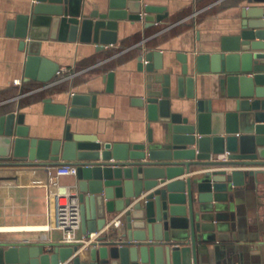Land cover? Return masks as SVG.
<instances>
[{
	"label": "water",
	"instance_id": "water-1",
	"mask_svg": "<svg viewBox=\"0 0 264 264\" xmlns=\"http://www.w3.org/2000/svg\"><path fill=\"white\" fill-rule=\"evenodd\" d=\"M149 0H1L4 35L24 54L23 80L52 83L69 42L117 44L119 22L167 15ZM242 24L219 51L173 55L145 47L102 65L104 93L126 95L147 120L143 138L114 140L95 93L41 99L62 118L33 136L22 115L0 111V163L76 165L80 230L121 224L82 245L6 244L0 264H264V0H244ZM194 47V46H193ZM177 62L179 65H177ZM209 77L207 97L195 84Z\"/></svg>",
	"mask_w": 264,
	"mask_h": 264
},
{
	"label": "crops",
	"instance_id": "crops-1",
	"mask_svg": "<svg viewBox=\"0 0 264 264\" xmlns=\"http://www.w3.org/2000/svg\"><path fill=\"white\" fill-rule=\"evenodd\" d=\"M89 1L90 5L99 6L103 0ZM149 2L162 4L165 1ZM244 4L242 0H166L167 15L161 22L149 26L135 20L119 22L115 45L97 50L92 42L66 43L62 48L63 64L60 66H65L69 73L63 77L69 80L68 91L95 93L101 98L99 104L104 106L99 107L98 112L109 117L106 133L112 139L143 138L147 120L142 110L131 105L126 95L104 93V83L99 79L102 65L112 64L114 60L115 63L126 61L145 47L160 49L163 63L166 62V53L173 55L176 47L184 51L191 48L194 53L227 48L225 44L229 37L242 24L241 9ZM187 9L190 10L186 12ZM5 18L0 7V109L12 103V109L22 115L33 136L49 137L56 126L62 124V118L45 114L41 101L20 105V99L30 93L18 91L24 81V54L15 37L4 35ZM187 20L192 23L183 24ZM109 48L115 50L104 55ZM210 80L204 77L201 82H196L195 96H208ZM53 99H58V96ZM251 169L247 173L250 179L260 180L264 176V166ZM45 170L46 165L40 163H0V241L45 246L60 242L61 230L46 226L49 216ZM58 181L59 184L73 186L75 175H62ZM82 234L79 227L76 236Z\"/></svg>",
	"mask_w": 264,
	"mask_h": 264
},
{
	"label": "built area",
	"instance_id": "built-area-1",
	"mask_svg": "<svg viewBox=\"0 0 264 264\" xmlns=\"http://www.w3.org/2000/svg\"><path fill=\"white\" fill-rule=\"evenodd\" d=\"M65 66H60L56 72V76L63 78L68 75ZM76 165L73 163L62 162L46 165L45 175L46 181V199L48 202V228L61 230L60 242L72 244L75 242L82 245L92 241L94 237L109 232L113 228H118L121 224L123 212H117L105 224L104 228L88 233L86 236H76V231L80 227L81 212L79 211V198L75 186H66L59 184V177L62 175H75Z\"/></svg>",
	"mask_w": 264,
	"mask_h": 264
},
{
	"label": "trees",
	"instance_id": "trees-1",
	"mask_svg": "<svg viewBox=\"0 0 264 264\" xmlns=\"http://www.w3.org/2000/svg\"><path fill=\"white\" fill-rule=\"evenodd\" d=\"M234 2H238L241 0H231ZM244 1V0H242ZM190 9H187V11H189ZM192 23L191 20H187L185 23ZM115 50L114 48H109L107 49V51L104 52V55L107 56V54L111 53V51ZM82 64V63H81ZM80 64V65H81ZM79 65V67H80ZM60 76H55L52 80V84L48 85L46 87H42L40 88L44 83L43 82H39L36 80H27V81H23L22 85L19 88V92H30L28 93L26 96H24L23 98H21V103L20 105H24V104H28V103H33L34 101H41V99L44 96H55L57 93L59 92H63V91H67L69 89V80L67 79H63ZM17 90V87H15ZM35 89V90H33ZM33 90V91H32ZM13 105L12 103H7V105L3 106L0 111L5 110V109H12Z\"/></svg>",
	"mask_w": 264,
	"mask_h": 264
}]
</instances>
